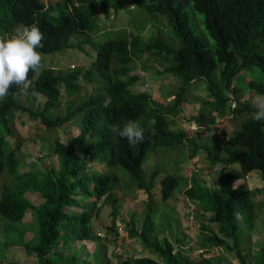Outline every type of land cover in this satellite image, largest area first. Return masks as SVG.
I'll return each instance as SVG.
<instances>
[{"label": "trees", "instance_id": "1", "mask_svg": "<svg viewBox=\"0 0 264 264\" xmlns=\"http://www.w3.org/2000/svg\"><path fill=\"white\" fill-rule=\"evenodd\" d=\"M114 1V5L109 6L108 3L109 9H120L127 0ZM131 1L133 7L139 6L147 13L167 16V22L183 43L182 48L176 52L172 47L167 49L162 43H156L154 38L145 41L142 35L134 33L119 34L105 44L93 43L91 46L97 55L93 57L92 68L87 72L85 66L64 73L50 68L38 75L37 72H30L32 88L27 96L38 103L40 98L44 100L35 111L16 101L24 95L13 96L11 93L20 91L13 86L8 98L0 103V126L6 122L12 123L16 112H22L39 119L47 129L53 131L66 123L76 122L80 126V134L70 136L66 142L55 141L57 168L50 167L44 173L38 170L21 172V157L17 158L16 153L21 150L24 141H16L14 126H9L10 134L0 136V174L7 171L18 185L17 189L3 186L0 216L16 227L23 226L19 232L23 246L29 255L37 257L40 264H112L108 249L101 244V236L95 233L93 221L105 205H110L115 224L120 207L116 190L121 180L116 174H102L96 169L89 173L87 166L96 163H105L109 167L119 165L136 181L137 189L145 190L150 198L141 232L134 229L137 222L136 215H133L129 222V236L140 239L145 248L155 252L160 259L135 257L119 264H220L224 257L203 255L200 260L193 261L188 252L176 248L180 240L173 243L166 237L160 239V235L169 227L157 232L153 219L156 212L152 189L160 172L154 171L148 182L144 163L154 148L188 145L193 148V155L201 150L206 152L212 168L222 165L217 176V188H209L193 179L191 188L185 192L186 197L198 207L212 212L207 223L216 225L218 231L202 225L207 243L235 252L240 264H250L243 254V236L255 230L264 215V187L254 190L244 179L257 172L264 182V121L257 122L251 118L254 111L251 101L255 95H264V83L248 78L256 68L264 74V0ZM68 3L71 8L63 3L58 8V15L53 17L45 10L43 0H0V12L7 13L5 19L8 21L0 23V34L13 33L15 25L36 23L44 36L43 47L37 51L54 54L70 49L71 39L91 29L100 14L104 12L108 17L111 13L104 10V5V9L99 7L97 0H68ZM188 6L203 14L205 28L215 41L213 52L206 39L190 28L186 13ZM195 19L200 23L197 17ZM147 25L154 27L155 20ZM83 43H79V50H83ZM145 52H152L159 63H168L164 72L185 84L201 80L208 82L209 101L206 100L204 108L210 103L211 114L202 116L200 113L190 118L199 130L194 132L189 127L190 130L172 129V117L178 116L181 113L180 104L187 102L184 91L177 95L174 93V105L166 107L146 93L134 92L141 77L133 72L139 64L146 65L144 60L140 61ZM79 68H82V72ZM90 71L96 72L103 81L91 79ZM93 82L92 90L82 95L83 88ZM33 89L40 95H32ZM245 91L249 99L241 102V95ZM225 92L233 93L234 97L226 96ZM230 101L236 104L231 105ZM148 114L151 125L143 126L146 129L143 143L129 146L125 138L113 131L114 127L122 128L128 120L139 121ZM77 117L81 119V124ZM228 117L234 124L239 118L244 122L233 133L222 131L227 137V142L222 146L221 135L212 136L207 130L217 120ZM152 128L155 135L148 131ZM191 132L202 140L200 144L190 137ZM201 135L204 138H200ZM235 183L238 185L235 186ZM178 185L176 177L170 174L162 177L161 200H170ZM30 192L37 193L43 202L36 205L29 201ZM29 210L33 213L31 223L36 224L38 229V241L34 245L25 242L29 231L24 230V224L28 223L26 216ZM88 241L96 245L92 261L80 259L76 253V244ZM59 245H62L60 250L57 249ZM100 247L105 248L102 253ZM55 249L56 257L46 259V254ZM261 255V259L259 257L251 264H264V247Z\"/></svg>", "mask_w": 264, "mask_h": 264}, {"label": "rangeland", "instance_id": "2", "mask_svg": "<svg viewBox=\"0 0 264 264\" xmlns=\"http://www.w3.org/2000/svg\"><path fill=\"white\" fill-rule=\"evenodd\" d=\"M53 1L56 2V0ZM53 1L45 0L46 5L50 7L56 4L53 3ZM3 13V11L0 12V21L2 20L1 14ZM186 13L189 17L190 28L196 34L206 39L209 49L213 52L216 47L215 41L205 28L203 14L194 11L191 6L186 7ZM54 14L58 15V11H55ZM195 17L200 20V23L197 22L196 19L194 21ZM152 20H155V25L154 27H149L147 24ZM98 22L100 30L94 31V24L86 33L75 35L71 39L72 46L70 49L54 54H42L43 62L41 70L56 67V70H59L58 72L64 73L72 68L73 65H76V69L79 66H85V71H89L92 68L93 57L95 54L97 55V52L91 46V42L85 43L83 41V50H79L78 45L82 40H86L92 36L96 41V45L105 43L107 40L113 39L119 34H129L130 32L136 35H142L145 41H150V39L154 38L156 43H162L167 49L172 47L176 52L181 49L183 45L173 27L167 22V16L147 13L139 6H134L133 8L131 6H126L119 11H112L108 17L106 13L100 14ZM122 25L127 26L119 28ZM155 36L158 37V39L155 38ZM89 46L92 47L94 51H91ZM92 52H94V55ZM142 60L146 62V65L139 64L133 72V74L141 77L134 92L149 94L154 101L159 102L163 107H166L165 105H167V103H174L176 100L174 93H176V95L181 91L186 93L187 102H182L180 104V109L183 111L182 114L178 118L175 116L172 117V129H189L192 122L190 118L193 115H198V110H200L199 112H203H201L202 116H210L211 104L208 103L204 108V103L209 99L207 81L201 80L194 84H185L183 81L177 80L173 75L164 72L165 66L168 65V63H159L152 52L142 53L140 61ZM79 69L82 72V68ZM89 77L93 80H97V82L103 81L102 78L93 71H90ZM249 79L264 83V74L256 68L253 73H250L248 80ZM94 83L95 82L88 83L83 88L82 95L89 93ZM181 86L183 87L182 89ZM248 91L251 92V89L248 88ZM225 95L228 97L231 96V98L234 97L231 92H225ZM248 99V92L245 91L241 95L240 100L244 102ZM210 100L213 101V99ZM3 101H0V103ZM16 101L23 106L30 107L32 110L38 109V107L44 103L42 98H40L39 103H37L27 95L16 99ZM230 104L235 105L236 103L230 101ZM201 108L204 109L202 110ZM214 115H218V113ZM76 120H79L81 124V119L79 117H77ZM139 121L142 126L147 127L151 125L149 114L142 117ZM243 122L244 121L239 118L237 123L234 124L229 117L222 118L217 120L215 125L211 126V129L207 130V132L212 134V136L216 134L221 135L220 142L223 146V144L227 142V137L223 135L222 131L227 130L229 133H233L234 129L238 126L239 129ZM6 123L0 126V136L10 134L9 126L12 128L13 125L17 134L16 141L21 139L24 141L21 150L16 153L17 158L21 157L22 171H27L29 169L44 173L48 171L50 167L57 168L58 158L54 155L55 141L60 140L66 142L70 136L76 137L80 133V126L76 122L66 123L53 131L47 129L39 119L31 118L28 113L22 112H16L12 123ZM190 137L194 139L195 143L200 144V142H202L196 133L191 132ZM202 137L204 138V135L200 136V138ZM192 149L193 148L188 145L180 144L169 148L157 147L150 151L144 163L145 178L148 182L150 181V177L154 175V171L160 172L152 189L153 207L156 212L153 219L156 224L157 232L163 231L169 227L166 231H163L164 233L160 235V239L166 237L172 240L173 243L180 240L181 243H178L176 248L188 252L193 261H198L205 255V257L211 256L214 258L224 257L220 264H240L235 252L225 248L213 247L207 243L205 239L206 233H203L202 225L209 226L214 232L218 231L216 225L207 223L212 212L204 211L202 208L198 207L195 202L186 197V188L189 183L193 182V179H197L202 185H206L209 188H217V176L222 168L221 164L216 168H212L206 152L201 150L199 153H196V155H193ZM43 156L44 158H42ZM87 168L89 173H92V171L96 169L102 174H116L121 180V185L116 190L120 207L119 213L115 217V224L113 225L110 205H105L97 219L93 221L95 233L101 236V244L108 249V255L112 260V264H119L128 258L135 257H151L160 261L155 252L145 248L140 239L132 238L128 233L130 228L129 222L133 215H136L135 219L137 222L134 229L139 233L141 232V224L145 220V214L148 212L147 202L150 199L146 191L138 190L136 181L133 180L127 170L119 165L109 167L105 163H96V165H88ZM84 173H86V171H84ZM168 174L176 177L179 185L174 196L170 200L162 201L160 179ZM241 181L242 180H240V182ZM247 181L254 190L264 187V182L257 172L247 176L244 182ZM5 185L15 188L18 185L13 177L6 171L0 174V200L3 186ZM237 185L238 183H235V186ZM33 194L32 192L28 194L29 201L36 205L41 204L43 199ZM32 218L33 213L29 210L26 216V222L28 223L24 224V230L29 231L25 237V242L29 245H34L38 241L37 225L31 223ZM21 228H23V226L16 227L0 216V264H40L37 257L35 255H29L27 252L28 250L26 251L23 246L22 236L21 233H19ZM131 228H133V226H131ZM243 238L245 239L242 243L243 254L246 256L247 261L251 264L252 262L258 261L259 257L261 259L264 247V215L259 219L256 229L251 233H246ZM76 245V253L80 259H90L88 261H92V254L93 251L96 250V245L92 243V241L86 243L80 242ZM61 248L62 245L57 247L58 250ZM57 249L46 254V259L55 258ZM104 249V247H100V253H102ZM84 261L85 260H81V262Z\"/></svg>", "mask_w": 264, "mask_h": 264}, {"label": "clouds", "instance_id": "3", "mask_svg": "<svg viewBox=\"0 0 264 264\" xmlns=\"http://www.w3.org/2000/svg\"><path fill=\"white\" fill-rule=\"evenodd\" d=\"M43 2L46 5L45 0H43ZM97 2L99 3V7H102V5H104L105 9L103 7L102 8L111 13L112 11H119L125 8L126 6H131L133 8V4L131 0H127L124 3V5L120 9H117V10L113 7H111L110 9L107 7L108 3H110L109 6L114 5L115 4L114 0H97ZM53 3H56V4L52 7H50L49 5L45 6L46 7L45 10L49 11L53 17L56 16L54 12L58 11V8L63 3L68 4V7L71 8V5L68 3V0H64V1L56 0V2L53 1ZM103 9L100 8V10H103ZM102 14H104V12ZM6 15L7 13L1 14L2 20L0 21V23H3V22L8 23L7 19H5ZM95 25L97 26V29L94 31L100 30L98 21L95 23ZM126 26L127 25H122L119 28H124ZM88 30H86V32ZM130 33H133V32H130ZM43 39H44L43 33L40 27L38 26V24L36 23H32L30 25H24V24L15 25V31L13 33L5 32L3 34H0V101H3L8 98L13 86H16L20 90L18 93H11L13 96L27 95L29 92V89L32 88V81L29 78L30 72H37L36 74L38 75L43 70L47 69L45 68L41 70L42 62H43V55L41 52L37 51V49L43 47L42 45ZM83 41L85 43L86 42H89V43L91 42L92 44L96 43L93 36L86 40L85 39L82 40V42ZM105 43H101V44H105ZM90 48H91V51H94L92 47ZM92 53L94 55V52ZM94 56H96V54ZM75 66L76 65H73V67L70 69L75 70L76 69ZM50 69L59 71V70H56L57 69L56 67H53ZM32 95L39 96L40 93L36 92L35 89H33ZM251 105H252V108L254 109V111L251 113V118L257 122L264 121V95H255L251 101ZM193 124H195V122L192 121L189 127L191 128ZM197 130H199V127L197 128ZM113 131L117 132V134L120 137L125 138L128 141L129 146H135L137 143H143L146 129L141 125L140 121L128 120L123 124L122 128L118 129L114 127ZM148 131L151 133V135H155L154 128L148 129ZM42 158H44V156ZM19 162L21 166L22 160ZM92 165L94 164H90V166ZM20 171L27 172V171H22L21 168H20ZM191 186H192V183H189L186 190L188 188H191ZM33 195H38V194L34 193ZM234 214L238 215V213H234Z\"/></svg>", "mask_w": 264, "mask_h": 264}, {"label": "crops", "instance_id": "4", "mask_svg": "<svg viewBox=\"0 0 264 264\" xmlns=\"http://www.w3.org/2000/svg\"><path fill=\"white\" fill-rule=\"evenodd\" d=\"M170 103H171V102H170ZM170 103H169V104L167 103V104L170 105V106H173V105H174V104H170ZM195 111H197V110H195ZM199 111H200V110H198V115H200V113H201V112H199ZM182 112H183V111H182V109H181V113H180L178 116H175V117L178 118V117L182 114Z\"/></svg>", "mask_w": 264, "mask_h": 264}, {"label": "built area", "instance_id": "5", "mask_svg": "<svg viewBox=\"0 0 264 264\" xmlns=\"http://www.w3.org/2000/svg\"><path fill=\"white\" fill-rule=\"evenodd\" d=\"M191 128L194 130V131H197V126L195 125V124H193L192 126H191Z\"/></svg>", "mask_w": 264, "mask_h": 264}]
</instances>
